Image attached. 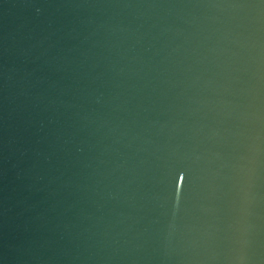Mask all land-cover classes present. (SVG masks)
I'll use <instances>...</instances> for the list:
<instances>
[{
    "label": "water",
    "instance_id": "obj_1",
    "mask_svg": "<svg viewBox=\"0 0 264 264\" xmlns=\"http://www.w3.org/2000/svg\"><path fill=\"white\" fill-rule=\"evenodd\" d=\"M0 264H264V0H0Z\"/></svg>",
    "mask_w": 264,
    "mask_h": 264
}]
</instances>
